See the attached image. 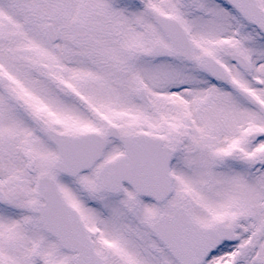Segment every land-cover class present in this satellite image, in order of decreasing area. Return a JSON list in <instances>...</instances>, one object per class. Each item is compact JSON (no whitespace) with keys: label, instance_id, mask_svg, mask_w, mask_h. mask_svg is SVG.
Returning a JSON list of instances; mask_svg holds the SVG:
<instances>
[{"label":"snow or ice","instance_id":"snow-or-ice-1","mask_svg":"<svg viewBox=\"0 0 264 264\" xmlns=\"http://www.w3.org/2000/svg\"><path fill=\"white\" fill-rule=\"evenodd\" d=\"M0 264H264V0H0Z\"/></svg>","mask_w":264,"mask_h":264}]
</instances>
